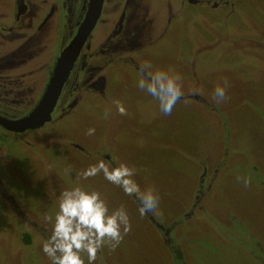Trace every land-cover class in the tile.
<instances>
[{
    "label": "rangeland",
    "instance_id": "rangeland-1",
    "mask_svg": "<svg viewBox=\"0 0 264 264\" xmlns=\"http://www.w3.org/2000/svg\"><path fill=\"white\" fill-rule=\"evenodd\" d=\"M263 39L264 0H241L231 10L186 6L158 40L142 46L140 60L150 62L153 71L173 70L182 86L207 95L213 96L216 84L226 78L227 99L213 109L195 107L192 100L177 103L171 115H164L158 101L138 87L141 75L136 71L128 68L123 89L118 86L116 101L128 113L122 115L123 121L138 130L123 125L114 134L117 142L104 144L120 164L135 169L133 179L141 189L156 188L157 216L178 221L199 175L205 173L204 213L172 229L186 264H264ZM84 115L89 119L76 126L77 132L100 142L113 117L92 94L55 128L64 131L76 120L82 123ZM89 128L95 129L94 135H87ZM153 140L164 145H153ZM13 142L12 155L2 154L8 165L0 164L8 167L2 166L1 177L22 210L50 234L53 224L45 216H55L64 190L80 186L99 192L110 212L123 206L132 225L114 251L105 245L97 259L109 264H172L154 228L120 187L102 173L81 178L80 173L103 159L83 157L61 143H51L40 151L51 165L48 177L44 166L27 154L31 148ZM205 162L210 165L204 166ZM213 165L219 169L211 178ZM246 180H250L247 186ZM6 208L0 202V264H51L38 238L32 235L30 245L20 241L22 220Z\"/></svg>",
    "mask_w": 264,
    "mask_h": 264
},
{
    "label": "flooded vegetation",
    "instance_id": "flooded-vegetation-1",
    "mask_svg": "<svg viewBox=\"0 0 264 264\" xmlns=\"http://www.w3.org/2000/svg\"><path fill=\"white\" fill-rule=\"evenodd\" d=\"M240 1L101 0L91 28L85 34L63 74L48 112V119L38 126L14 130L8 129L5 121L27 116L46 91L54 68L61 63L60 67L63 70V62L58 61V58L59 56L64 58L65 47L82 26L90 0H0V163L7 164L2 154L9 156L11 143L14 141L13 143L23 146V149L31 148L27 154L44 166L48 177L51 165L40 151L42 147L45 148L51 143H61L83 157L103 159L110 168L118 167L119 159L109 153L104 143L117 142L114 134L122 129L123 125L134 132L138 130L137 126L123 121V116L117 111L115 97L119 96L118 86L123 89L124 76L127 75L128 68L132 69L131 73L136 71L141 75L143 61L140 57L144 54L141 52L142 46L158 40L160 33L166 31L167 26L186 6L231 10ZM262 42L264 44V39ZM182 91L184 96L178 103L183 105H186L185 101L190 100L194 102L195 107L200 105L202 108L213 109L218 105L212 95L196 91L187 84L182 86ZM87 94H92L105 103L108 116L113 117V123L102 132L100 142L89 140L85 133L81 134L76 130L78 124H83L89 119L87 115L82 116V123L76 120L73 126L67 127L64 131L55 128L65 116L73 113ZM68 122L64 123L67 125ZM154 144L164 145L162 142L156 144L153 140ZM18 159L21 160V157ZM3 165L0 164V169ZM209 165L210 163H204V166ZM212 167L214 169L209 174L211 178L219 169L216 165ZM204 180L205 173H201L190 204L186 210H182L178 221L159 218L157 210L143 215L168 250L172 264H175L173 261L175 250L182 255L178 239L172 232L173 226L180 225L197 215L202 216L204 213L202 197L204 198L208 189V186L206 189L203 187ZM135 181L139 184L137 180ZM129 197L139 209L140 201L134 195ZM0 202L9 212L16 213L21 218L23 224L20 225L19 238L24 245L31 244L32 235L41 242L48 239L50 233L45 226L22 210L1 174ZM182 258L184 259L183 255ZM96 263L109 264L104 259H97ZM184 263L186 264L185 260Z\"/></svg>",
    "mask_w": 264,
    "mask_h": 264
},
{
    "label": "clouds",
    "instance_id": "clouds-1",
    "mask_svg": "<svg viewBox=\"0 0 264 264\" xmlns=\"http://www.w3.org/2000/svg\"><path fill=\"white\" fill-rule=\"evenodd\" d=\"M140 72V90L158 101L162 114L171 115L184 96L179 74L171 69L153 71L152 65L147 61L142 63ZM228 87L226 78L222 79V83L216 84L213 99L217 103L227 99ZM115 103L120 115L128 114L120 101ZM94 134V128L87 130V135ZM67 173H70V169L66 170ZM101 173L108 182L122 188L126 195H134L140 201L138 210L141 216L158 209L159 196L156 188L147 185L141 189L133 179L134 168L124 163L110 168L100 160L80 175L87 180ZM249 183L250 180L245 181L246 186ZM45 220L53 224L50 236L42 244V251L50 258L51 264H85L84 256L87 257V264H94L98 252L105 245L114 251L132 229L129 215L123 206L110 212L99 192L86 191L80 186L64 190L60 194L55 216L46 215Z\"/></svg>",
    "mask_w": 264,
    "mask_h": 264
},
{
    "label": "water",
    "instance_id": "water-1",
    "mask_svg": "<svg viewBox=\"0 0 264 264\" xmlns=\"http://www.w3.org/2000/svg\"><path fill=\"white\" fill-rule=\"evenodd\" d=\"M100 1L101 0H90L86 17L83 20L84 22H82L81 24L82 26H80L76 35L65 47L63 51L64 58L62 59L61 56H59L58 61L60 60V62H63L64 65L63 70L60 67L61 63H59L58 66L54 68L53 75L49 80V83L46 87V91L44 92L39 102L35 105L34 109L22 119L6 120L4 124L8 129L18 130L26 127H34V126H38L43 121L48 119V112L51 108V105L53 104L59 85L64 76L63 74H65L67 67L69 65V61L74 56V53L77 51L85 34L91 28L98 14V7Z\"/></svg>",
    "mask_w": 264,
    "mask_h": 264
},
{
    "label": "trees",
    "instance_id": "trees-1",
    "mask_svg": "<svg viewBox=\"0 0 264 264\" xmlns=\"http://www.w3.org/2000/svg\"><path fill=\"white\" fill-rule=\"evenodd\" d=\"M173 256H174L173 261L175 264H185L184 259L182 258V255L178 250H175Z\"/></svg>",
    "mask_w": 264,
    "mask_h": 264
}]
</instances>
